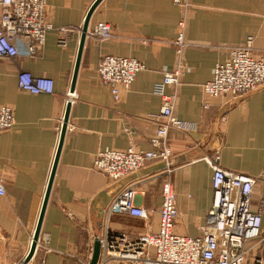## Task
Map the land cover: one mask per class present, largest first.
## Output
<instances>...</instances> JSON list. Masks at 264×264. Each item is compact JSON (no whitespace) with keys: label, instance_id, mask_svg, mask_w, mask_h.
Segmentation results:
<instances>
[{"label":"crops","instance_id":"crops-1","mask_svg":"<svg viewBox=\"0 0 264 264\" xmlns=\"http://www.w3.org/2000/svg\"><path fill=\"white\" fill-rule=\"evenodd\" d=\"M46 18L53 28L73 33L65 48L57 33L47 34L35 57L0 59V106L12 109L15 125L0 132V264L24 261L36 227L59 132L70 94V111L54 179L44 211L36 264H88L95 240L106 231L129 238L155 233L161 204L162 170L150 162L120 181L93 169L95 154L103 149L150 150L159 121L160 99L153 92L165 73L176 67L173 40L182 9L173 0H102L89 26L108 23L111 38L86 37L73 93L69 92L80 29L95 0H46ZM184 75L177 88L172 116L193 123L186 134L169 130L170 180L179 216L174 232L196 238L212 203V170L204 158L218 155L226 171L254 179L253 206L264 201V85L243 99H207L201 87L212 77L215 64L225 61L228 49L252 38L251 54L264 58V0H187ZM103 56L128 57L142 63L127 91L114 102L100 84L97 63ZM29 72L51 79L52 95H31L17 87V74ZM172 89L170 88L169 91ZM209 103L207 110L203 104ZM136 191V205L146 219L104 214L124 188ZM261 234L264 239V214ZM39 240V239H38ZM264 241V240H262ZM43 245L42 243H40ZM43 262V263H41ZM124 264V263H116Z\"/></svg>","mask_w":264,"mask_h":264},{"label":"built area","instance_id":"built-area-1","mask_svg":"<svg viewBox=\"0 0 264 264\" xmlns=\"http://www.w3.org/2000/svg\"><path fill=\"white\" fill-rule=\"evenodd\" d=\"M173 2L183 12L177 36L172 42L177 63L175 69L165 73L153 89L160 99V110L157 115L148 117L159 121L149 141L150 150L140 151L132 146L124 151L107 148L97 152L92 163L94 170L114 182L125 179L150 162L163 164L157 231L134 238H127L124 233L106 231L99 240L97 264H110L112 261L124 264H260L258 261H249L251 249L248 244L261 237L264 201L254 207V179L223 170L218 165V155L204 158L212 170V203L205 224L199 228V236L190 238L174 232L179 212L170 180L172 166L167 144L168 132L173 129L186 134L195 131L197 126L172 116L177 88L184 73L182 53L187 46L185 22L188 8L187 0ZM47 6L46 0H0V59L35 57L37 50L44 45L47 34L52 31L57 33L58 46L66 47L73 30H55L46 18ZM111 31L108 23H96L88 27L86 37L106 41L111 38ZM245 43L244 46L231 48L224 63L214 65L211 80L202 86V92L208 100L224 96L243 98L264 84V60L254 59L249 54L251 37ZM143 69L142 63L136 59L114 56L101 57L96 67L100 84L109 89L114 102L120 99L122 91L130 88L137 73ZM17 87L31 95H52L54 91L51 79L35 77L25 71L17 74ZM67 97L66 102L69 103V93ZM208 108L209 103H204L203 109ZM14 125L12 109L0 106V132L10 131ZM4 193L3 181L0 179V196ZM121 215L147 218L146 211L136 205V191L131 186L112 199L104 214L105 223L108 224L113 216ZM47 241L46 235L41 240L39 238L36 249L45 246ZM31 260L17 264H36Z\"/></svg>","mask_w":264,"mask_h":264},{"label":"water","instance_id":"water-1","mask_svg":"<svg viewBox=\"0 0 264 264\" xmlns=\"http://www.w3.org/2000/svg\"><path fill=\"white\" fill-rule=\"evenodd\" d=\"M102 0H95L93 2V4L91 5V7L89 8L86 17L84 19V22L81 26L80 29V39H79V45H78V51H77V55H76V60H75V65H74V70H73V75H72V80H71V85H70V89L69 92L73 93L74 91V86H75V82H76V78H77V73H78V69H79V64H80V58H81V54H82V49L84 46V42L86 39V33H87V29L89 26V21H90V17L93 13V11L95 10V8L99 5V3ZM69 111H70V103H67L66 108H65V113L62 119V124L60 127V133H59V139H58V145L56 148V153L54 156V160H53V164H52V168H51V172L49 175V179H48V183H47V187L45 190V194H44V198H43V202L41 205V209H40V213L38 216V220L36 223V227L32 236V240H31V244H30V248L29 251L24 259V263H27L30 261V259L32 258V256L34 255L35 249H36V245L40 236V229H41V224H42V219H43V215H44V211L46 208V204H47V200L49 197V193H50V188L54 179V174H55V170H56V165L58 162V157L61 151V147H62V143L65 137V131H66V126H67V121H68V116H69ZM161 168H163V164L160 165ZM99 254H100V243L98 240H95L93 243V247H92V253L90 256V260L88 262V264H97L98 258H99Z\"/></svg>","mask_w":264,"mask_h":264},{"label":"rangeland","instance_id":"rangeland-1","mask_svg":"<svg viewBox=\"0 0 264 264\" xmlns=\"http://www.w3.org/2000/svg\"><path fill=\"white\" fill-rule=\"evenodd\" d=\"M179 23V22H178ZM178 33V32H177ZM177 36V35H176ZM176 38V37H175ZM250 38V37H249ZM174 41V40H173ZM186 42V41H185ZM246 42V41H245ZM243 43V44H241V45H239V46H233V47H231V48H235V47H241V46H244L246 43ZM231 48H229L228 49V55H227V58L225 59V61L228 59V57H229V51H230V49ZM251 49H252V43H251V46H250V51H249V54L254 58V59H262V60H264V58H261V57H255L254 55H252L251 54ZM182 58H183V53H182ZM183 60V59H182ZM225 61H223V62H221V63H224ZM213 71V70H212ZM183 75H184V73H183ZM182 75V76H183ZM164 76V75H163ZM182 78V77H181ZM212 78V77H211ZM211 80V79H210ZM209 80V81H210ZM180 83H181V79H180ZM207 83V82H206ZM264 85V84H263ZM262 85V86H263ZM262 86H260V87H262ZM259 87V88H260ZM259 88H257L256 90H258ZM201 90H202V87H201ZM256 90H254V91H256ZM253 92V91H252ZM252 92H250V93H252ZM249 94V93H248ZM248 94H246V95H248ZM245 95V96H246ZM245 96H243V98L245 97ZM243 98H236V99H243ZM183 122V121H182ZM110 232H113V230H110ZM262 236H263V234H261V237H260V239L259 240H257V241H254V242H251V243H249L248 244V246H249V248L251 249L250 250V253H249V255H250V257H249V261H251V262H253V261H258L260 264H264V241H262V240H264L263 238H262ZM127 238H129V237H127ZM250 262V263H251ZM110 264H116L115 262H113L112 261V263H110Z\"/></svg>","mask_w":264,"mask_h":264}]
</instances>
